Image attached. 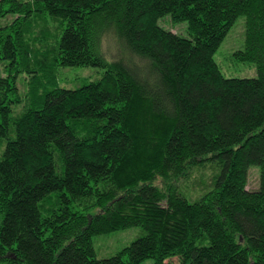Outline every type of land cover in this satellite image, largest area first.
Returning <instances> with one entry per match:
<instances>
[{
  "label": "trees",
  "instance_id": "trees-1",
  "mask_svg": "<svg viewBox=\"0 0 264 264\" xmlns=\"http://www.w3.org/2000/svg\"><path fill=\"white\" fill-rule=\"evenodd\" d=\"M6 14L0 264H264V0H0ZM240 16L256 75L225 76L213 55ZM65 66L100 74L59 86Z\"/></svg>",
  "mask_w": 264,
  "mask_h": 264
},
{
  "label": "rangeland",
  "instance_id": "rangeland-1",
  "mask_svg": "<svg viewBox=\"0 0 264 264\" xmlns=\"http://www.w3.org/2000/svg\"><path fill=\"white\" fill-rule=\"evenodd\" d=\"M16 15V14H15ZM167 17V16H166ZM14 18V14H6L3 17H0V24H5L8 21H11ZM165 17H161L159 19V24L164 26L165 28L171 29L174 32L179 34L186 35V22L180 21L173 23L170 20L164 19ZM49 21H41L40 23L44 24L47 22V25L44 24L49 30L53 31L52 25L54 26V30L59 34L61 32L58 23L48 18ZM243 17H239L235 23L231 26L220 45L216 49L214 53V59L220 66L223 74L225 76H237V77H247L256 75V69L252 62L241 60L235 54V51L242 46L243 42ZM51 22V23H49ZM36 26L40 27V24H36ZM184 27V28H183ZM183 28V30H182ZM37 30V28H35ZM34 33V32H33ZM42 36L44 33L48 35L47 29L41 32ZM34 36L37 38L40 37L36 33ZM38 46V44H36ZM0 72L2 69L0 67ZM99 69H96L92 66H65L60 67L59 71L56 75V83L59 86L64 87H77L81 84L86 83L89 80L96 79L99 76ZM25 73H20L17 77L16 84L20 92L25 95L28 92V84L27 79L25 78ZM24 101L21 103V105ZM19 105L15 106L19 108ZM206 174L210 173V170L206 169ZM199 171L193 170L190 174L189 180H195L194 178H199ZM258 186V169L255 166H251L247 172V182L246 188L255 189ZM142 232V228L140 226H131L127 228H119L114 231L97 235L93 239V245L95 249V254L100 256H108L117 252L122 246L129 243L132 239L136 238ZM176 260V258H173ZM151 259L144 260L141 264H150Z\"/></svg>",
  "mask_w": 264,
  "mask_h": 264
}]
</instances>
